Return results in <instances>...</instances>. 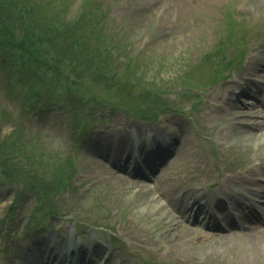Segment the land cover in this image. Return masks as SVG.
<instances>
[{
    "label": "rangeland",
    "instance_id": "rangeland-1",
    "mask_svg": "<svg viewBox=\"0 0 264 264\" xmlns=\"http://www.w3.org/2000/svg\"><path fill=\"white\" fill-rule=\"evenodd\" d=\"M84 1L67 0L65 17L98 15L107 39L89 46L109 51L108 76L130 67L109 84L96 78L103 63L79 54L38 63L36 74L27 65L11 73L0 60V133L25 139L41 161L11 162L27 177L0 168V264H37L57 244L64 263L92 255V264H264V233L245 229L264 223L248 224L252 210L243 207L264 217V197L251 193L254 183L240 186L264 180V0ZM234 53L239 67L229 64ZM233 82L246 93L229 96ZM144 110L147 119L132 116ZM149 150L161 165L141 178L132 166ZM69 155L72 175L61 187L32 186L36 173L55 181L50 166ZM208 195L222 206V197L237 202L239 226H207L211 212L192 199ZM175 207L189 210L179 216Z\"/></svg>",
    "mask_w": 264,
    "mask_h": 264
},
{
    "label": "trees",
    "instance_id": "trees-1",
    "mask_svg": "<svg viewBox=\"0 0 264 264\" xmlns=\"http://www.w3.org/2000/svg\"><path fill=\"white\" fill-rule=\"evenodd\" d=\"M87 1L85 0L84 4L87 5ZM56 3L61 5L60 10L56 9L54 5ZM90 7L91 5L87 6V11ZM98 8L97 3L96 9ZM91 9L96 11L94 6ZM66 14H69L67 0H0L1 64L9 62L11 73H22L27 65V69L36 74L38 63L47 66L54 61L56 62L55 65L58 66L63 61L70 62L74 60L76 55L79 54L82 57L81 61L84 63L94 60L103 63L100 69L104 68V71L99 69L96 78L105 79L110 84L113 82L114 75L118 73L121 74L116 77L123 75L127 71L126 69L130 67L131 62L127 61L122 65L120 71L113 72L112 76H108V70L111 67L109 51H106L105 48H97L94 51L89 46V39L95 38L104 47L103 39H107V37L101 28L100 17L91 14L82 15L79 12L74 16L65 17ZM85 56L86 59H84ZM15 58L19 61L17 68L12 61ZM30 63L33 65H30ZM15 70L18 71L15 72ZM74 80L76 82L75 78ZM13 89H15L14 85ZM28 93H25V97ZM141 97L144 96L141 95ZM153 102L156 103L155 98H153ZM46 104H50V101H46ZM24 106L27 108L26 104ZM2 112L5 111L2 110ZM141 113L148 114L146 110ZM26 142L25 139L11 137V133H0V168L11 176H28L25 171H22L21 167L12 165V161L26 159L41 162L40 156L36 155L33 148L29 149L30 147H27L28 143ZM71 160L69 155L67 161H55L50 166L51 170L54 169L55 172L58 171L59 173L55 181L38 180L37 173L31 176L32 186H37L38 191L48 188L51 190L58 189L64 184L65 178L72 175L73 164ZM71 166L72 168H70Z\"/></svg>",
    "mask_w": 264,
    "mask_h": 264
},
{
    "label": "bare ground",
    "instance_id": "bare-ground-1",
    "mask_svg": "<svg viewBox=\"0 0 264 264\" xmlns=\"http://www.w3.org/2000/svg\"><path fill=\"white\" fill-rule=\"evenodd\" d=\"M179 142V144H180V146H179V148L180 147H182V148H186L187 147V141L185 142L184 140L182 141V142H180V141H178ZM178 144V143H177ZM178 147V146H177ZM176 148V145H175V147H174V149ZM242 181L243 182H250V183H254V184H256L257 185V189H255V192H252L255 196H257V197H261V196H264V180H262V181H258V179H255V178H251L250 180H245V179H242ZM192 201H193V206H197V205H199V207H198V210H203V206H202V204L200 205V199H198V198H196V197H194L193 199H192ZM173 204H171V206H172ZM230 206V208H232V209H234V207L232 206V205H229ZM173 207V206H172ZM180 207H178V209L175 207V208H173V209H177L178 210V212L179 213H177L176 215H179V216H183L184 214H183V212H185V211H188L189 210V208H187V209H179ZM250 208V207H249ZM237 209V207L235 206V209L234 210H236ZM250 209H252V208H250ZM176 211V210H175ZM254 216V215H253ZM254 217H256V218H259L258 216H254ZM260 219V218H259ZM255 220L256 221H258V219H252V221L253 222H255ZM231 221V220H230ZM231 222H234V223H236L234 220H232ZM250 223V222H249ZM232 226H235L233 223H231L230 224V226H229V229H231L232 228ZM245 229H247V230H249L248 232H249V234L248 235H250L252 232H256V233H259V232H262V233H264V228L263 229H259V227L257 226H250V227H246ZM45 248H46V246H45ZM56 258L55 257H53V256H47V255H45V251L43 252V257H42V259L40 258V260H39V263H37V264H56Z\"/></svg>",
    "mask_w": 264,
    "mask_h": 264
}]
</instances>
